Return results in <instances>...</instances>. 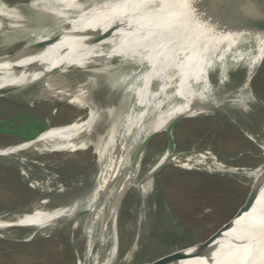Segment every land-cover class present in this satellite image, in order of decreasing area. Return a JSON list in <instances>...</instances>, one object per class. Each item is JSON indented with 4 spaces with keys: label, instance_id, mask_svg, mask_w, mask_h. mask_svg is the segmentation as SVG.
<instances>
[{
    "label": "bare ground",
    "instance_id": "6f19581e",
    "mask_svg": "<svg viewBox=\"0 0 264 264\" xmlns=\"http://www.w3.org/2000/svg\"><path fill=\"white\" fill-rule=\"evenodd\" d=\"M29 1L31 9L50 15L55 22L30 37L26 32L22 33L24 37H17L12 33L22 30V15L14 6L0 0V41L8 47L0 51V97L19 98L25 88L43 79L46 88L53 90L56 81L51 74L65 75L73 68L82 70L86 81H91L95 75L112 73L123 66L120 61L112 62L119 56L128 59L134 70L116 82L123 88L116 109L120 110L125 101L132 102L131 108L122 111L112 122L115 113L112 104L98 108L85 100L83 88L87 83L81 82L74 90L58 88L53 91L54 95L65 98L79 110L84 108L83 116L62 126L49 123L46 131L33 141L0 145V165L7 169L12 164L22 168L21 178L32 190L42 185L40 180H29L31 168L25 166L26 159L22 155L27 150L43 155L91 149L97 163L94 182L85 195L53 207L45 206L49 200L43 197L31 207L0 212V238L7 239V230L18 227L28 229L23 241L49 237L64 230L71 231L70 235L65 234L71 241L73 233L83 225L80 237H85L86 245L81 254L76 251L74 264H85V259L89 264L99 237L97 230L103 229V224L99 223L103 216L111 214L119 217L118 220L121 218L123 199L132 183L140 195L154 194L156 184L152 174L172 163L186 170L246 179L251 195L256 198L246 211L232 219V227L216 240L207 259L194 257L192 249L179 264H264V101L249 89L254 73L264 60V26L257 31L234 29L230 21H223L214 26L216 31L209 30L205 23L207 15L216 16L222 0ZM21 42L24 44L9 53L8 50ZM242 66L246 67L242 89L234 93L224 88L231 80L230 72ZM135 75V81H130ZM154 82H157L156 91L152 88ZM170 101L173 104L166 105ZM226 110L235 111L230 116L235 125L239 119L237 113L255 116L260 122L254 129L237 125L260 148L259 165L250 169L230 166L208 150L189 156L174 154L172 136L162 156L137 179L146 156L143 152L146 139L151 133L160 130L171 133L172 124L184 116L222 114ZM100 122H103L102 132L97 130ZM125 140L129 144H125ZM116 149V158L111 160L110 152ZM30 162L38 164L35 159ZM111 178H116L114 183L109 182ZM82 183V178H72L69 185H60L59 190L67 191L72 185L82 186ZM154 206L152 201L145 207ZM81 209L87 211L83 221L77 216ZM111 227L113 232L117 224ZM138 234H133L136 249L141 237ZM242 241L245 244H240ZM169 261L161 264H169Z\"/></svg>",
    "mask_w": 264,
    "mask_h": 264
},
{
    "label": "rangeland",
    "instance_id": "374dc122",
    "mask_svg": "<svg viewBox=\"0 0 264 264\" xmlns=\"http://www.w3.org/2000/svg\"><path fill=\"white\" fill-rule=\"evenodd\" d=\"M4 1L14 6L22 15V30L12 33L17 37H24L23 32L30 37L49 23L54 25L55 21L50 15H43L31 9L29 0ZM230 2L220 1L217 15H207L205 23L210 27L209 30L216 31L214 26L217 27L223 21L229 20L228 14L231 11L242 10L243 6H239L236 1ZM221 5L225 8L223 9ZM22 44L24 42L8 50L9 53L17 50ZM7 49L8 47L0 41V51ZM119 61L123 66L116 69L117 71L112 73L107 71L105 75H100L101 77L95 75L91 81H86L82 70L73 68L65 75H60L58 72L51 74L52 80L56 81L53 82L55 90L47 89L43 79L25 88L18 95L19 98L0 97V145L34 138L47 128L49 123L52 126H62L83 116L86 112L84 108L77 109L65 98L55 96L53 92L58 88L74 90L81 82L87 83L85 85L87 88H83L86 90L85 100L98 108L112 104L115 109L112 122L116 121L122 111L131 108L130 101L132 102V100L125 101L120 105V110L116 109L121 102L120 94H123L122 86L116 82L119 77L134 70L128 59H121L118 56L113 58L112 62L117 64ZM245 71V66L233 69L230 72L231 80L223 85L224 88L238 93L242 89ZM136 77L137 75L133 76L130 81H135ZM152 88L156 91L157 82H154ZM249 89L264 101V60L254 73ZM170 104L173 102L166 103V105ZM233 113L235 111L226 110L222 114L179 118L185 119L181 120L173 131L174 154L189 156L198 151L208 150L230 166L250 169L259 165L262 161L260 148L245 136L237 125L254 129L260 122L255 116L249 117L244 113H237L239 119L238 124L235 125L230 119ZM256 114L259 116L257 112ZM133 126L131 133L135 129ZM102 129L103 122H100L97 130L102 132ZM166 133L171 139L173 134L170 130L156 131L147 137L146 142L150 136L156 134L146 146V156L140 165L137 179L162 156L168 143ZM124 142L129 144V141ZM116 151L117 149L110 152L111 160H115ZM22 155L26 159L25 166L31 168L29 180H40L42 186L32 190L33 188L28 187L29 184L27 186L21 178L22 168L15 164L10 165L9 169L0 165V212L9 208L31 207L33 204H38L43 197L48 198L49 201L45 206L49 207L75 200L88 193L87 190L92 186L97 173V163L91 149L43 155H35L33 151L27 150ZM33 159L37 160L38 164L31 163ZM77 177L83 179L82 186L72 185L67 191L59 190L60 185H69V181ZM153 179L157 185L154 194L140 195L134 189L136 188L134 183L130 184L129 191L123 199L119 220V217L111 214L103 216L99 222L103 224V229L99 227L97 230L99 237L96 239L98 241L95 243L89 264H153L175 254L186 253L169 261V264H179L184 261L187 254H191L192 249L196 251L234 216L250 190V184L246 179L228 174L186 170L172 163L166 164ZM115 180L116 178H111L109 182L114 183ZM255 200L256 198L251 195L249 206ZM152 201L155 206L146 208V204ZM86 214L87 211L81 209L77 216L83 221ZM111 224H117L113 232ZM27 231L28 229L18 227L8 229L9 239L0 238V264H74L76 251L81 254L86 245L85 237L83 235L80 237V232L83 233V225L73 233L72 242L65 237V234L70 235L71 231L66 233L65 230L55 232L49 237L35 238L33 241L21 240ZM135 232L141 236L137 243L138 249L135 247L133 235ZM67 241L70 244H66Z\"/></svg>",
    "mask_w": 264,
    "mask_h": 264
},
{
    "label": "water",
    "instance_id": "95a60500",
    "mask_svg": "<svg viewBox=\"0 0 264 264\" xmlns=\"http://www.w3.org/2000/svg\"><path fill=\"white\" fill-rule=\"evenodd\" d=\"M235 1H237L238 4L241 5V7L243 6L242 7L243 9L242 10L235 9V10L230 12L229 18H228L229 20H227V21H230L232 23V25H230L231 28H234V29L252 28L253 30L257 31V30L261 29V26H264V0H259V1H257V3L256 2L255 3L250 2L249 0H242V3H241V0H235ZM238 4H236V7H238ZM183 119H185V118H183ZM183 119H179L172 124V126H171L172 132L174 131L175 126ZM46 129L47 128H45L42 132H40L34 138L26 139V141L35 140L44 131H46ZM154 135H156V134H154ZM154 135L150 136L149 139L147 140V142L145 143L143 152L145 151L147 144L151 141V139L154 137ZM166 136L168 139V143H167L168 144L167 147H168L171 144V140H170V135L168 133H166ZM173 137H174V134H173ZM2 159H4V157H2ZM157 173H158V171L154 172L152 174V178L155 177ZM251 193H252V191L249 190L244 203L238 208L237 212L234 214L233 217H239L240 214H242L244 211H246L248 209L249 198L251 197ZM232 218L228 222H226L220 229H218L217 232L214 235H212L204 244H202L196 251H194L193 256L194 257H202V258L207 259V257L209 256V253H210L212 247L214 246L216 240L221 236V234L223 232H225L226 230H228L232 227V225H231ZM240 241L241 240L239 239L238 243ZM240 244H244V241H242ZM185 254L186 253L175 254L173 256L168 257L167 259L158 261V262L153 263V264L165 263L172 258L181 257V256H184ZM85 264H87L86 259H85Z\"/></svg>",
    "mask_w": 264,
    "mask_h": 264
},
{
    "label": "flooded vegetation",
    "instance_id": "af4514ba",
    "mask_svg": "<svg viewBox=\"0 0 264 264\" xmlns=\"http://www.w3.org/2000/svg\"><path fill=\"white\" fill-rule=\"evenodd\" d=\"M155 184H156V181H155ZM155 186H156V187H155V191H156L157 185H155ZM155 191H154V192H155ZM76 249H77V248H76Z\"/></svg>",
    "mask_w": 264,
    "mask_h": 264
},
{
    "label": "trees",
    "instance_id": "16d2710c",
    "mask_svg": "<svg viewBox=\"0 0 264 264\" xmlns=\"http://www.w3.org/2000/svg\"><path fill=\"white\" fill-rule=\"evenodd\" d=\"M41 122V121H40ZM31 138H33V137H31ZM31 138H29V139H31Z\"/></svg>",
    "mask_w": 264,
    "mask_h": 264
}]
</instances>
